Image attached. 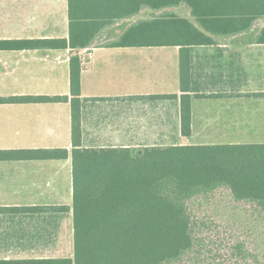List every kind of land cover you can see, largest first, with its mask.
<instances>
[{
	"label": "crops",
	"instance_id": "obj_1",
	"mask_svg": "<svg viewBox=\"0 0 264 264\" xmlns=\"http://www.w3.org/2000/svg\"><path fill=\"white\" fill-rule=\"evenodd\" d=\"M170 9L117 21L82 50L26 49L24 42L68 43V0H0V264L73 259L58 256L72 220L73 56L81 68L80 149L264 145V43L255 24L246 33L209 35V45H105L138 22L175 14ZM146 11L154 14L139 18ZM38 97L67 101L19 100ZM58 207L70 211L58 214Z\"/></svg>",
	"mask_w": 264,
	"mask_h": 264
},
{
	"label": "trees",
	"instance_id": "obj_2",
	"mask_svg": "<svg viewBox=\"0 0 264 264\" xmlns=\"http://www.w3.org/2000/svg\"><path fill=\"white\" fill-rule=\"evenodd\" d=\"M185 6L197 26L174 13L138 22L110 47L213 44L209 35L250 32L264 18V0H68L64 40L24 42L26 49L88 48L117 21L144 9ZM264 43V27L256 34ZM73 259L55 264H169L193 246L187 203L217 189L264 209V145L80 149V60L70 59ZM183 72V66L181 67ZM183 74V73H182ZM175 96H164L172 98ZM17 100V99H16ZM24 102L66 97L21 98ZM189 98H181L182 135L189 134ZM66 155V154H65ZM58 207L57 213L69 212Z\"/></svg>",
	"mask_w": 264,
	"mask_h": 264
},
{
	"label": "rangeland",
	"instance_id": "obj_3",
	"mask_svg": "<svg viewBox=\"0 0 264 264\" xmlns=\"http://www.w3.org/2000/svg\"><path fill=\"white\" fill-rule=\"evenodd\" d=\"M170 11L193 21L185 6ZM152 15L146 11L139 18ZM263 27L264 18L255 23L254 33ZM187 212L192 249L169 264H264V209L249 202H235L228 189L220 188L189 201ZM58 245V256L73 257L71 217L64 223Z\"/></svg>",
	"mask_w": 264,
	"mask_h": 264
},
{
	"label": "water",
	"instance_id": "obj_4",
	"mask_svg": "<svg viewBox=\"0 0 264 264\" xmlns=\"http://www.w3.org/2000/svg\"><path fill=\"white\" fill-rule=\"evenodd\" d=\"M134 153V151H132Z\"/></svg>",
	"mask_w": 264,
	"mask_h": 264
}]
</instances>
